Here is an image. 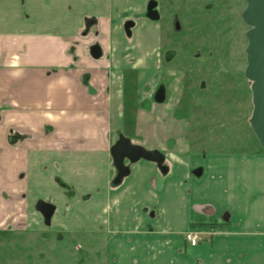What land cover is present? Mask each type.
<instances>
[{"label":"crops","instance_id":"0c3cea01","mask_svg":"<svg viewBox=\"0 0 264 264\" xmlns=\"http://www.w3.org/2000/svg\"><path fill=\"white\" fill-rule=\"evenodd\" d=\"M111 1L0 0V227L29 222L45 198L57 205L56 227L105 235L108 264H264L263 146L195 144L177 101L154 99L162 80L147 75L159 42L130 53L122 21L137 19L135 37L156 24L141 17L145 1L116 15ZM91 15L96 33L85 34ZM94 34L100 59L82 43ZM121 135L162 151L167 170L140 159L115 182ZM193 228L196 246L186 239Z\"/></svg>","mask_w":264,"mask_h":264},{"label":"rangeland","instance_id":"374dc122","mask_svg":"<svg viewBox=\"0 0 264 264\" xmlns=\"http://www.w3.org/2000/svg\"><path fill=\"white\" fill-rule=\"evenodd\" d=\"M144 1L112 0V14L123 5H133L126 12L134 14L135 6ZM94 6L99 12L100 6ZM246 6V0H159L161 18L153 29L142 25L139 35L129 40L130 53L144 52L159 42V55L150 51L157 67L147 78L152 85L162 80L166 97L177 101L188 137L206 151L261 146L250 125L252 90L245 76L250 26L242 18ZM96 27L90 30L96 33ZM98 39L94 34L82 42L88 53ZM133 92L134 86L128 87L127 95ZM12 226L0 227V264H108L105 235L97 230L65 231L46 226L41 217Z\"/></svg>","mask_w":264,"mask_h":264},{"label":"water","instance_id":"95a60500","mask_svg":"<svg viewBox=\"0 0 264 264\" xmlns=\"http://www.w3.org/2000/svg\"><path fill=\"white\" fill-rule=\"evenodd\" d=\"M247 6L242 12L243 20L250 26L246 32L248 45L247 67L245 76L251 82L253 111L250 117L251 128L264 147V0H246ZM154 5L150 3L148 16L152 19L159 18V11L153 9ZM133 21L126 23L129 30ZM92 56L96 59L102 56V48L99 44H94L90 48ZM166 98V89L162 83L155 93V99L163 102ZM113 160L117 168L115 182L120 183L124 177L130 174V166L126 160L137 162L140 159L155 161L162 170L167 168L163 165L165 154L159 150H150L143 145L133 143L126 136H121L111 149ZM197 175L201 174V169L195 171ZM37 209L45 216V222L51 223V218L55 211V206L43 200L37 204Z\"/></svg>","mask_w":264,"mask_h":264},{"label":"flooded vegetation","instance_id":"af4514ba","mask_svg":"<svg viewBox=\"0 0 264 264\" xmlns=\"http://www.w3.org/2000/svg\"><path fill=\"white\" fill-rule=\"evenodd\" d=\"M150 3L152 4V5H154V7H153V9H157L158 11H159V18L158 19H152V18H150L149 16H148V11H149V5H150ZM143 15H144V17H146L147 19H149V20H152V21H156V20H159L160 18H161V12H160V9H159V0H146L145 1V7H144V11H143ZM133 16V15H132ZM134 17V16H133ZM92 18H94L92 21H90L89 23H87V26H86V32H87V34L90 32V29H91V27H94V26H96V24H97V18H95V17H92ZM128 21H133V25L130 27V29L128 30L127 28H126V23L128 22ZM125 22L126 23H124V30H125V32H126V34H127V36L128 37H130V38H132V36H133V30H134V28H135V25H136V19H133L132 17H128V18H126L125 19ZM94 44H99L100 46H101V44H100V42H95V43H93L92 45H94ZM92 45H90V48H91V46ZM101 48H102V46H101ZM159 49V48H158ZM89 55L91 56V57H93L92 56V54H91V52H90V49H89ZM102 56H103V49H102ZM101 56V57H102ZM100 57V58H101ZM94 58V57H93ZM100 58H98V59H100ZM96 59V58H95ZM162 84V82H160L158 85H157V87H156V89H155V92H154V99H155V93H156V91L158 90V88H159V86ZM167 99V97L165 98V100ZM156 100V99H155ZM164 100V101H165ZM157 101V100H156ZM163 101V102H164ZM1 117V116H0ZM122 136V135H121ZM120 136V137H121ZM123 136H125V135H123ZM127 137V136H126ZM129 138V137H128ZM131 139V138H130ZM132 140V139H131ZM118 141V140H117ZM116 141V142H117ZM133 142V141H132ZM134 143V142H133ZM136 144H138V143H136ZM112 149V148H111ZM112 154V153H111ZM113 157V156H112ZM114 161V160H113ZM128 162H130L129 160H126V164L128 165ZM115 164V163H114ZM116 167V166H115ZM117 169V168H116ZM118 172V171H117ZM128 176V175H127ZM125 178V177H124ZM123 178V179H124ZM68 189H69V187H68ZM40 200H43V201H46V202H50V203H52L54 206H55V211H54V214H53V216H52V218H51V223L50 224H47L46 222H45V216H44V214L40 211V210H38L37 209V204H38V202L40 201ZM56 212H57V205L53 202V201H51V200H48V199H45V198H38L37 199V201L35 202V204H34V214H35V216H36V218L38 217H41V219L43 220V222H44V224L46 225V226H53L54 225V221H53V219H54V217H55V214H56ZM38 215V216H37ZM11 223V224H10ZM5 224H7V227L6 228H12L13 226V222H9V221H7V220H5V221H3L2 222V225H5ZM1 225V226H2ZM5 228V229H6ZM194 229V228H193ZM68 230H72V229H69V228H66V230L65 231H68ZM189 230H191V229H189ZM197 230V229H196ZM73 231V230H72ZM188 232V231H187ZM187 235V234H186ZM186 239H187V237H186ZM203 240V239H202ZM201 240V241H202ZM200 241V242H201ZM189 242V241H188ZM199 242V243H200ZM198 243V244H199ZM189 245L190 246H196V245H192V244H190V242H189ZM105 249H106V247H105ZM108 253V252H107ZM107 261H108V259H107Z\"/></svg>","mask_w":264,"mask_h":264},{"label":"built area","instance_id":"2783aa9c","mask_svg":"<svg viewBox=\"0 0 264 264\" xmlns=\"http://www.w3.org/2000/svg\"><path fill=\"white\" fill-rule=\"evenodd\" d=\"M186 237L192 245H197L203 239L202 231L196 229L189 230Z\"/></svg>","mask_w":264,"mask_h":264},{"label":"trees","instance_id":"16d2710c","mask_svg":"<svg viewBox=\"0 0 264 264\" xmlns=\"http://www.w3.org/2000/svg\"><path fill=\"white\" fill-rule=\"evenodd\" d=\"M94 18H86V21H87V23H89L90 21H92ZM264 148V147H263ZM208 224H201V226L202 227H204V226H207ZM213 225H215V224H213Z\"/></svg>","mask_w":264,"mask_h":264}]
</instances>
